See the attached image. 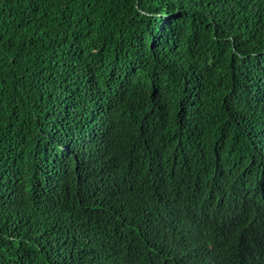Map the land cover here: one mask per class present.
<instances>
[{
	"label": "trees",
	"instance_id": "trees-1",
	"mask_svg": "<svg viewBox=\"0 0 264 264\" xmlns=\"http://www.w3.org/2000/svg\"><path fill=\"white\" fill-rule=\"evenodd\" d=\"M0 264H264V0H0Z\"/></svg>",
	"mask_w": 264,
	"mask_h": 264
}]
</instances>
